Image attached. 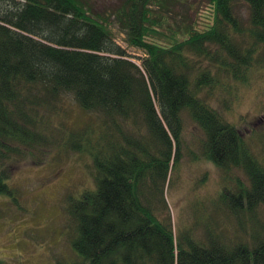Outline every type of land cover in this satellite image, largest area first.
I'll use <instances>...</instances> for the list:
<instances>
[{"label":"trees","instance_id":"trees-1","mask_svg":"<svg viewBox=\"0 0 264 264\" xmlns=\"http://www.w3.org/2000/svg\"><path fill=\"white\" fill-rule=\"evenodd\" d=\"M207 1L200 29L195 0H0V196L15 197L20 161L87 154L95 188L67 201L72 264H264V166L211 100L230 88L221 77L264 66V0ZM67 99L81 112L72 122ZM187 117L206 132V157L222 164L228 137L233 164L253 165L237 199L253 221L245 238L228 241L217 220L205 241L175 232L165 186Z\"/></svg>","mask_w":264,"mask_h":264},{"label":"rangeland","instance_id":"rangeland-1","mask_svg":"<svg viewBox=\"0 0 264 264\" xmlns=\"http://www.w3.org/2000/svg\"><path fill=\"white\" fill-rule=\"evenodd\" d=\"M108 1L99 0V4L106 5ZM195 2L201 7L197 22L202 29L210 21L211 7L207 0ZM240 13L247 20L245 6L240 7ZM115 32L116 41L140 63L138 57H144V53L129 46L124 33L117 29ZM221 79L230 88L216 85L212 105L223 121L236 126L244 149L264 166V66L254 67L246 81ZM68 102L69 99L62 116L72 122L81 112ZM183 136V156L165 186L175 232L205 241L208 232L204 226L217 220L219 233L228 241L240 234L245 238L253 221L246 199L241 203L237 199L241 188L252 185L253 165L233 164L226 174L225 168L210 163L204 154L206 132L189 117ZM13 167L9 184L17 190L15 197L0 196V264H72L76 253L67 201L95 188L92 159L87 154L71 153L62 158L55 154L42 162L20 161ZM254 219L264 222V206H260Z\"/></svg>","mask_w":264,"mask_h":264},{"label":"flooded vegetation","instance_id":"flooded-vegetation-1","mask_svg":"<svg viewBox=\"0 0 264 264\" xmlns=\"http://www.w3.org/2000/svg\"><path fill=\"white\" fill-rule=\"evenodd\" d=\"M226 143H227L226 144V148H225L226 155H225V158H221V160H222L221 163L222 164H219L216 161L211 160V159L209 160V162L214 164V165H216V166H218V167H220L221 169L225 168L226 169V174H227L228 171L231 170V168L233 166V159H232V157H233L232 152L233 151H232V142H231V140L228 137L226 138ZM225 188H227V187L225 186Z\"/></svg>","mask_w":264,"mask_h":264}]
</instances>
